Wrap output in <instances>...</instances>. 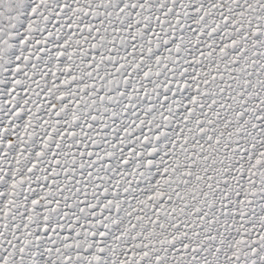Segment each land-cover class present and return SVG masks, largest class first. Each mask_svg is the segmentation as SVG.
Segmentation results:
<instances>
[{"label": "snow or ice", "instance_id": "6c2138e0", "mask_svg": "<svg viewBox=\"0 0 264 264\" xmlns=\"http://www.w3.org/2000/svg\"><path fill=\"white\" fill-rule=\"evenodd\" d=\"M0 264H264V0H0Z\"/></svg>", "mask_w": 264, "mask_h": 264}]
</instances>
